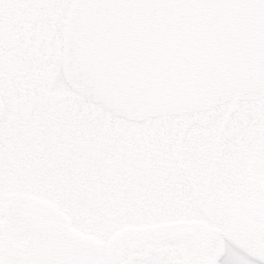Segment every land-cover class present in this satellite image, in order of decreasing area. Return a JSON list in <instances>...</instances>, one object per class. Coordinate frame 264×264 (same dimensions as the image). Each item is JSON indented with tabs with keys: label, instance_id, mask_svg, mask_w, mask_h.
Returning a JSON list of instances; mask_svg holds the SVG:
<instances>
[{
	"label": "rangeland",
	"instance_id": "rangeland-1",
	"mask_svg": "<svg viewBox=\"0 0 264 264\" xmlns=\"http://www.w3.org/2000/svg\"><path fill=\"white\" fill-rule=\"evenodd\" d=\"M58 70L57 63L44 91L47 103L30 116V102L11 112L16 108L12 102L28 96L9 83L10 77H0L6 88L2 94L12 100L0 125V219L9 198L24 197L41 216L101 242L105 264H129L131 255L142 257L143 230L157 234L174 226L192 227L198 242L161 246L167 251L161 260L133 264H182L184 255L198 264L264 263V100L133 124L82 101ZM13 115L19 120L11 122ZM63 140L65 150L55 148L54 155L44 151ZM202 142L207 150L203 155L211 157L208 162L194 159V164L216 167L207 181L192 176L183 166L190 162L182 160ZM116 158L129 166L120 176L125 181L111 183L108 191L103 180L82 182L74 174L80 166L92 173L106 171L102 165L117 163ZM132 178H140L147 190L130 196L133 183L126 180ZM196 186L204 189L196 193ZM142 195L149 198L148 208L137 199ZM160 199L171 202L159 206ZM239 217L254 220L255 229H245ZM30 241V235L0 222V247L24 248Z\"/></svg>",
	"mask_w": 264,
	"mask_h": 264
},
{
	"label": "water",
	"instance_id": "water-1",
	"mask_svg": "<svg viewBox=\"0 0 264 264\" xmlns=\"http://www.w3.org/2000/svg\"><path fill=\"white\" fill-rule=\"evenodd\" d=\"M65 20L63 79L114 118L141 124L264 99V0H74ZM3 113L0 99V121ZM5 217L38 239L2 251L8 264H105L101 242L38 221L22 198ZM193 235L189 227L153 238L192 244ZM162 254L147 248L127 260Z\"/></svg>",
	"mask_w": 264,
	"mask_h": 264
},
{
	"label": "flooded vegetation",
	"instance_id": "flooded-vegetation-1",
	"mask_svg": "<svg viewBox=\"0 0 264 264\" xmlns=\"http://www.w3.org/2000/svg\"><path fill=\"white\" fill-rule=\"evenodd\" d=\"M66 1L67 0H0V77H10L11 82L9 83L24 89V93L28 96L22 100H15L12 102V105L16 106V108L11 111L12 113H17L19 106L22 107L27 102H30L31 108H29L27 115L30 116V114L32 115L34 111H39L41 107L47 103L45 99L47 93L44 91L48 90L50 86L52 71L57 63L58 71H60L62 77V39L69 7V5L67 8L65 7ZM61 9L64 10L63 16ZM8 69L9 72H7ZM9 83H6V87ZM5 89L6 88L1 84L0 99L4 105V113L0 125L4 118L9 115V105H11L10 101H12L9 100L11 97L8 96V93L2 94ZM15 119L19 120L17 116L15 118L13 115L11 122H14ZM205 157L206 156H204V158ZM215 168L216 167L211 168L213 173L215 172ZM12 198L13 197L8 200ZM24 202L31 214L35 215L38 220H50L41 216L38 211L35 210L34 206L30 204L31 202L28 199L24 198ZM6 203L4 205V214L0 222L4 221L8 228H14L16 231L19 230L30 235L31 241L30 244L26 247L24 246V248L9 249L0 247V264H8L1 256L3 250L21 252L34 248L36 245L35 243L38 242L37 238L29 231L9 225L10 223L5 218ZM1 204L0 209L2 211L3 206ZM242 221L244 222L243 227L245 229H255V224L252 223L254 220L242 219ZM260 231L263 232V228H260ZM163 232L165 233L168 231ZM142 233H144V236H142L143 238H141L142 240L139 242L142 253L144 248H158L153 244V237L156 236L154 232L150 230ZM161 233L162 232L159 234L161 235ZM196 241L198 242L197 237ZM166 254L167 251L165 252V255ZM181 254L184 255L183 253ZM154 258L161 260V258L156 256H153L151 259ZM181 260L182 264H198L193 262L190 258L185 257V255L181 257ZM256 262L257 264H261L258 263V261Z\"/></svg>",
	"mask_w": 264,
	"mask_h": 264
},
{
	"label": "trees",
	"instance_id": "trees-1",
	"mask_svg": "<svg viewBox=\"0 0 264 264\" xmlns=\"http://www.w3.org/2000/svg\"><path fill=\"white\" fill-rule=\"evenodd\" d=\"M162 119H166V120H175V119H178V118H171V117H168V118H162ZM156 121V120H155ZM151 122H153V121H151ZM180 129V128H179ZM163 131H166L167 129H162ZM168 131H170V129H168ZM181 131H183L182 129H181ZM66 132V131H65ZM67 133V132H66ZM71 133H73V132H71ZM71 133H69V134H67V136L68 137H70V134ZM168 134H166V136H167ZM162 136V135H161ZM163 137V136H162ZM168 137V136H167ZM71 138V137H70ZM161 138V137H160ZM164 138V137H163ZM166 141H167V138H165L164 140H163V143H166ZM67 143V141L65 140H63V142H61V145H59V147H57V146H55V145H53L52 143H50V147L48 148V149H44V151L45 152H47L48 153V155H50V153L49 152H51V154H53L54 155V153H55V148H57L59 151H62V150H65L66 148L64 147L65 146V144ZM201 146L200 147H196V148H193V150H190L189 151V153L192 151V154L190 153H188L187 154V157H185V156H182V160H183V162L186 164V162L187 161H189L190 162V165L188 166V165H183L184 167H186L188 170H189V172L190 173H194V174H191L192 176L194 175V176H197V177H199L200 179H201V181H207L208 179H209V176L210 175H208V174H211L212 173V169L211 168H202V167H200L199 168V166L198 165H196L195 166V164H194V159H197L198 160V158H200L199 159V161L201 160V159H206L207 160V162H208V160L210 159V157H211V153H207V155H206V157L204 158V156L205 155H203V154H205V152L207 151L206 149H205V144H204V142H202L201 144H200ZM107 149V148H106ZM206 150V151H205ZM49 151V152H48ZM194 151V152H193ZM57 153H59V152H57ZM192 157V158H191ZM58 158V157H57ZM56 158V159H57ZM117 159V163H109V165H102V168H104V170H106V171H103V170H101V172L99 173V172H97V173H92L91 171H90V169L87 171L86 169V167H82V166H80L79 168H77V170H75V172H74V174H76L77 176H80L81 177V181L84 179L85 181H90V180H96V182L98 181V180H103V184H105V189H106V191H108V189H110V185H111V183H114L115 181H117V182H119V183H122V181H125V179H123L122 177H120V176H123V175H125L126 174V172H123L124 170L126 171L127 170V167L129 166V162H124V163H122L123 165H120L119 164V162H118V158H116ZM83 165H84V163H83ZM100 165H98V167H99ZM114 166H116V167H114ZM118 166H120V167H118ZM89 167V166H88ZM86 168V169H85ZM140 168V167H139ZM142 168H140L139 170H140V172L142 171L141 170ZM111 175V179L110 178H107V176L108 175ZM103 175H104V177H103ZM140 175H141V173H140ZM94 176H97V178H94ZM60 179L62 178L63 179V181H65V179L63 178V176H58ZM116 177V178H115ZM114 178V179H113ZM62 181V182H63ZM83 182V181H82ZM102 182V181H101ZM126 182H131V183H133V185H132V188H130L131 189V191H130V196L132 195V193H134V192H145L146 190H147V186L144 184V182L140 179V178H138L137 180H136V178H132V180H126ZM64 184H66V185H68V183H64ZM74 185V184H73ZM206 188V187H205ZM195 189L197 190L196 191V193H199L200 192V190L201 189H204V187L202 188V187H198V186H196L195 187ZM199 190V191H198ZM119 192V191H118ZM119 193H121V192H119ZM145 195V194H144ZM144 195H142V196H140L139 198H137L142 204H143V206L145 207V208H148L149 207V205L146 203V202H149V201H147V199H149V198H144ZM118 198H121V196H118L117 197V199ZM157 202H160L159 203V206H162V205H165V203H169V202H171V201H163L162 199H160V201H157Z\"/></svg>",
	"mask_w": 264,
	"mask_h": 264
}]
</instances>
